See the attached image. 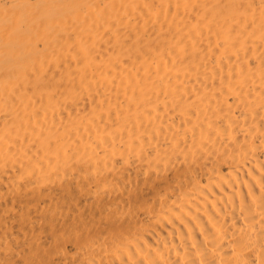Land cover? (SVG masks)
<instances>
[{
	"label": "bare ground",
	"instance_id": "bare-ground-1",
	"mask_svg": "<svg viewBox=\"0 0 264 264\" xmlns=\"http://www.w3.org/2000/svg\"><path fill=\"white\" fill-rule=\"evenodd\" d=\"M0 264H264V0H0Z\"/></svg>",
	"mask_w": 264,
	"mask_h": 264
}]
</instances>
